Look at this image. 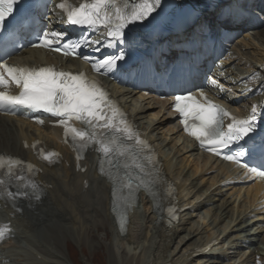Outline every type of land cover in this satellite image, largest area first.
I'll use <instances>...</instances> for the list:
<instances>
[{"label": "bare ground", "instance_id": "6f19581e", "mask_svg": "<svg viewBox=\"0 0 264 264\" xmlns=\"http://www.w3.org/2000/svg\"><path fill=\"white\" fill-rule=\"evenodd\" d=\"M224 64L231 77L225 84L230 99L256 93L240 106L229 102V107L238 110L256 105L259 92L264 90V26L239 37ZM106 84L158 148L166 180L175 183L178 202L185 209L178 223L164 229L151 203L141 197L126 232L119 233L110 215L109 186L89 172L77 173L71 156L61 149L62 165L43 168L39 176L44 185L39 203L22 205V213L13 220L8 210L0 213L2 220L12 221L15 243L23 238L18 245L8 241L1 247L0 253L10 247L20 248L16 254L14 250L6 251L9 255L2 262L13 256L15 264H24V260L29 264H71L61 243H66V248L68 243L80 250L85 247L90 253L92 246L97 249L101 245L108 264H255L257 255L264 262V227L260 221L264 217L252 216L259 213L250 211L252 189L239 191L222 186L227 166L197 154L174 131L171 122L158 116L155 105ZM56 135L21 120L0 118V152L23 159H30L28 151L22 149L23 142L41 139L47 146L60 149ZM85 165H93V160L89 158ZM84 179L89 182L87 189L81 187ZM196 214L201 222L195 220ZM99 231L110 236L105 244L97 237ZM173 242L176 244L171 248ZM209 244L207 251L196 256L197 248Z\"/></svg>", "mask_w": 264, "mask_h": 264}, {"label": "snow or ice", "instance_id": "6c2138e0", "mask_svg": "<svg viewBox=\"0 0 264 264\" xmlns=\"http://www.w3.org/2000/svg\"><path fill=\"white\" fill-rule=\"evenodd\" d=\"M20 4H25L27 8V0H0V30L5 28L6 19L14 15L16 11L14 6ZM56 8L66 13V19L63 22L70 25L97 30L99 27L106 29L108 42L103 44L102 41L93 42L84 39L76 42L69 40L61 44L63 39L61 33L42 31L38 36V44L33 46L52 48L53 45H57L53 50L63 52L65 55L69 54V49L73 55H77L78 49L91 46L93 43L103 44L106 48H116L117 51L114 54H101L94 61H90L94 70L104 74L125 68L131 53L138 48L140 43L141 34L136 32V28L144 27L146 23L157 20L164 11L162 0H143V3L131 6L130 10L127 3L121 7L117 0H94L91 4L81 3L79 7H67L61 2L56 5ZM173 23L177 29L186 26L203 29L205 26V21L200 16H193L191 13L185 14L178 21L174 20ZM36 27L33 12L25 10L19 16H15L8 35L24 36L28 32L36 31ZM3 35L4 33L0 31V37ZM96 51L99 52L100 49L97 48ZM81 58L88 59L87 57ZM0 68L4 69L20 89L18 95L0 91V109L14 110L16 106H23L59 117V124L65 128L66 136L71 133L73 141L81 142V148L86 147L89 140L98 143L105 156H108L113 148L119 149L121 156L129 152L130 149L124 146V141H133L141 150L148 148L147 142L139 138V133L111 103L107 93L94 82L88 81L83 74L56 71L50 67L31 70L17 69L5 63H0ZM5 83L4 75L0 74V85ZM174 101V109L182 117L185 131L199 141L201 146L221 155L224 149H230L233 145L239 144L240 147L234 155L228 154L224 158L230 161L235 159L243 163L244 167L249 168L250 172L264 176V169L250 167L245 162L250 155L264 160V135H256L261 124L258 119L264 113V108L258 112L257 107L253 106L248 118L231 117V122L225 127L224 118L228 117L229 113L211 101L200 103L191 93L177 94ZM73 118L82 121L91 131L85 132L72 128L68 121ZM99 129L107 130L111 138L107 141L104 138L96 139ZM248 139L251 140V145L242 143ZM133 162L135 163V158ZM13 163L20 164L21 162L17 160ZM135 167L141 172L144 171L140 163H135ZM128 187H132L131 182ZM27 195V191L20 192L19 190L16 193H9V196L13 198ZM36 199L40 197L37 195ZM121 228L123 229V224ZM0 236H3L2 232Z\"/></svg>", "mask_w": 264, "mask_h": 264}, {"label": "rangeland", "instance_id": "374dc122", "mask_svg": "<svg viewBox=\"0 0 264 264\" xmlns=\"http://www.w3.org/2000/svg\"><path fill=\"white\" fill-rule=\"evenodd\" d=\"M196 221H200V216L199 214H196ZM97 237L99 238V240L104 244L106 243V241L109 239V235H107L106 237L103 236V233L101 231H99L97 233ZM23 240V238H21L20 241H17L15 243L16 245H18V243H20ZM176 242H173V244L171 245V248H173L175 246ZM93 247V252H89L87 250V248L82 247V250L78 249L75 245L68 243L67 248H66V243H61V248L63 249L67 257V259L69 260V262L71 264H108L109 260H108V255L106 253V250L103 246H99L96 249V246H92ZM96 249V250H95ZM8 250H14L15 254L19 252L20 248H7L2 250V252L0 253V264H4V262H2L4 256H7L9 254L6 253V251ZM95 250V251H94ZM102 252V253H101ZM13 256L10 257V259L8 261H6L5 264H15L16 262L12 261ZM14 258V257H13ZM86 260V261H85ZM119 262V261H118ZM24 264H29L28 261L24 260L23 261Z\"/></svg>", "mask_w": 264, "mask_h": 264}]
</instances>
